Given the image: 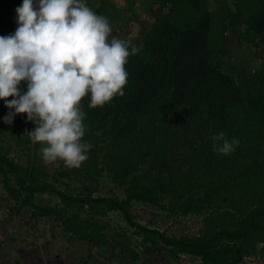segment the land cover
Returning a JSON list of instances; mask_svg holds the SVG:
<instances>
[{
	"label": "trees",
	"instance_id": "obj_1",
	"mask_svg": "<svg viewBox=\"0 0 264 264\" xmlns=\"http://www.w3.org/2000/svg\"><path fill=\"white\" fill-rule=\"evenodd\" d=\"M150 1L155 4L150 28L131 40L143 47L125 65V94L103 107H88V95L81 100L87 125L83 139L92 145L88 159L80 168L60 161L50 174L40 166L39 142L33 143L25 165L6 157L0 147L2 185L16 202L11 209L17 216L29 208L30 214L22 215L27 223L49 217L68 233V242L88 243L87 259L80 264L95 260L93 247L110 240L99 222L110 212L119 213L142 236L135 248L121 247L134 261L148 247L176 260L186 254L201 264H244L264 252V0H233L232 7L216 0L214 9L208 0ZM21 3L0 0V35L16 30ZM229 32L261 48L262 67L240 81L219 63ZM22 87L27 90L24 82ZM8 111L0 104V132L31 142L26 131L35 124L26 113L5 124ZM221 131L240 141L228 156L212 148L210 136ZM102 171L122 188V198L93 195L97 187L85 181H97ZM60 178L80 182L79 193L57 187ZM41 194L56 195L59 203L36 202ZM137 202L174 219L207 212L204 228L191 235L150 228L135 221L130 208ZM7 240L15 239L0 224V245Z\"/></svg>",
	"mask_w": 264,
	"mask_h": 264
},
{
	"label": "clouds",
	"instance_id": "obj_2",
	"mask_svg": "<svg viewBox=\"0 0 264 264\" xmlns=\"http://www.w3.org/2000/svg\"><path fill=\"white\" fill-rule=\"evenodd\" d=\"M16 13L14 33L0 35V99L9 109L3 121L10 125L26 113L35 124L26 135L41 144V159L80 168L92 148L83 139L82 98L88 95V107L95 108L123 96L125 65L143 45L114 34L109 19L86 0H22ZM210 139L213 151L225 156L240 143L222 131Z\"/></svg>",
	"mask_w": 264,
	"mask_h": 264
},
{
	"label": "rangeland",
	"instance_id": "obj_3",
	"mask_svg": "<svg viewBox=\"0 0 264 264\" xmlns=\"http://www.w3.org/2000/svg\"><path fill=\"white\" fill-rule=\"evenodd\" d=\"M232 1L226 0L231 7ZM86 2L95 12L98 8L104 7L105 13L99 15L107 17L114 34L125 40L131 41L143 35L149 30L152 23L151 7L155 4L152 5L150 0H86ZM217 5L216 0H208L210 9L216 8ZM260 50L261 48L255 44L241 41L236 35L229 32L226 53L219 61L221 69L230 72L237 81H240L262 67ZM7 99L10 100L12 97ZM2 103L4 101L0 99V104ZM0 147L6 157L20 165H25L28 161V154L31 155L34 152L32 142L22 143L20 138H13L8 131L0 132ZM60 163L57 161L46 164L44 161H40L42 164L40 166H45V170L52 174L60 168ZM96 180H84L91 187H97L93 193L94 196L123 197L122 188L112 182L111 176L106 171H102ZM56 186L64 190L68 186L67 192L77 194L81 183L74 179L60 178ZM36 202L54 206L59 203V199L56 195L41 194L36 197ZM15 205L16 202L5 191L0 176V224L6 235L15 239L1 243L0 257L3 258L0 259V264H33L38 260L34 259L37 255L45 256L48 252H64L68 248L72 253L65 257L71 261L70 263L80 264V259H87L89 246L87 242L83 240L68 242L66 240L69 237L68 233H64L61 225L49 217H39L37 220L27 223L23 220L22 215L28 216L29 208H23L20 216H17L16 212L11 209ZM10 209L11 212H9ZM130 210L135 216V221L150 228L164 230L169 235L198 233L204 228L203 218L207 214L204 212L195 216L174 219L167 217L164 211L153 205L138 202L133 203ZM99 222L105 226L104 230L110 240L106 245L93 247L92 252L98 256L92 262L87 260L86 264H201L200 259L196 256L182 254V257L176 260L161 253H153L148 247L142 251L140 260L134 261L128 256L127 251H121V247L135 248L141 243L142 236L134 234V229L127 225L119 213L110 212L106 216H101ZM31 224H35V228L27 230ZM262 253L264 252L248 257L244 264H264ZM4 254L8 256L4 257ZM25 257L26 259H24Z\"/></svg>",
	"mask_w": 264,
	"mask_h": 264
},
{
	"label": "crops",
	"instance_id": "obj_4",
	"mask_svg": "<svg viewBox=\"0 0 264 264\" xmlns=\"http://www.w3.org/2000/svg\"><path fill=\"white\" fill-rule=\"evenodd\" d=\"M71 250H65L64 252H48L45 256H39L37 255V257L35 256L34 259H38L37 261H34L32 260V256L30 257L33 264H72L70 263L71 261L67 260L66 259V255L67 254H71ZM5 255V254H4ZM4 255H1V256H4ZM8 255H5L4 257H6ZM98 255H96L97 257ZM3 257H0V259H2ZM26 259V257L24 258ZM30 261V259H28ZM82 259H80L81 261Z\"/></svg>",
	"mask_w": 264,
	"mask_h": 264
}]
</instances>
